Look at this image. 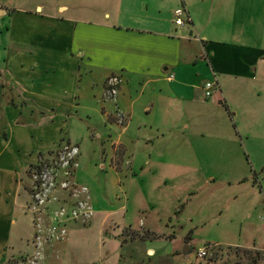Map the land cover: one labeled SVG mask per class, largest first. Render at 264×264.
I'll list each match as a JSON object with an SVG mask.
<instances>
[{"label": "crops", "instance_id": "1", "mask_svg": "<svg viewBox=\"0 0 264 264\" xmlns=\"http://www.w3.org/2000/svg\"><path fill=\"white\" fill-rule=\"evenodd\" d=\"M179 8L192 19L189 38L184 26L175 24ZM0 22L5 25L0 29L5 49L0 73V262L32 255L46 241L44 224L42 239L36 240L39 233L27 210L23 180L31 166L56 155L63 142L81 152L82 131L75 116L82 85L93 96L92 109H84L100 143L97 150L116 175L113 185L119 188L137 169L154 177L161 168L207 167L210 155L225 174L223 180L237 187L233 197L255 206L249 218L259 204V217L263 214L264 200L256 198L257 181L246 156L264 151V0H0ZM210 27L213 33L207 32ZM211 46L212 67L204 53ZM111 75L124 81L117 98L105 100L104 83ZM209 80L219 92L220 109L204 96ZM178 110L183 117L174 120ZM117 114L124 117L122 124ZM156 183L151 188L162 189L166 197L180 188L178 181ZM92 197L90 193V224H71L64 241L43 251L46 260L180 264L178 249L156 243L174 240L175 233L146 241L125 239L123 229L136 230L131 219L117 218L125 207L105 212L103 203L97 205ZM159 203L163 201L150 200L142 212L166 220L168 229L183 231L182 219L173 221L181 200L167 207ZM253 225L255 244L264 230L260 233ZM138 226L137 231L158 229H149L144 219Z\"/></svg>", "mask_w": 264, "mask_h": 264}, {"label": "rangeland", "instance_id": "2", "mask_svg": "<svg viewBox=\"0 0 264 264\" xmlns=\"http://www.w3.org/2000/svg\"><path fill=\"white\" fill-rule=\"evenodd\" d=\"M2 23L3 22H0V29L5 27L4 24L1 25ZM190 27L191 25L189 24L184 26V32L188 38ZM213 29L210 27L207 32L213 33ZM222 31L228 33L230 30L222 29ZM2 34H5V32L2 31ZM1 37L2 35L0 34V39ZM225 41H229V38ZM1 43L0 40V73L3 71L2 69L5 61V49L2 48ZM212 51V46L205 48L204 51V53L209 56L207 64L210 67H212L213 60V56L211 55ZM211 82H213V80L206 81L204 87L207 83ZM83 97H85V99ZM207 100L210 101L215 108H221L218 105L221 100L217 90L213 89L212 96ZM208 101L205 100V103H208ZM92 102V94H87L82 85L81 90L79 91L78 115L75 116V118L79 120L77 130L79 132L82 131L80 139V154H82V157L79 159V168L76 171L75 180H80L81 184L77 181L76 182L88 188L89 192L93 194L94 198L92 197V199H94L97 205L103 203L101 207H105L107 210L105 212H108V210L110 211V209L118 210L124 206L125 211H123L117 218L126 216L131 219L132 225L135 226L136 230L140 229V226L138 225L141 219H144L149 229L158 227L156 232H150L147 229L140 231L142 234L145 233V236L148 238H161L162 233H175L174 240L155 241L156 243L159 242L160 244H166L171 251L178 249L177 263L264 264V253L261 251L264 249V237L258 238L257 242L254 244L253 234L250 232V230H252L251 228L254 226L253 224L257 226L260 233L264 230L263 223L261 224V220H259L261 217H259L261 213L259 207L261 204L257 206L258 209L253 213V217L249 218L248 213L249 211L252 212L255 206L253 203L250 207L244 205V198L242 196L238 198L233 197L231 191L238 189L233 185L230 186L229 183H226V181L223 180L222 177L225 174L219 172V170L214 167L215 158L213 156L209 155L207 157V167L197 165L196 167L198 168L190 170L161 168L154 177H152V174L150 173L139 174V170L137 169L136 174H130L129 178L123 180L119 185V188L116 185H113L115 183L114 178L116 175L114 171L107 166V161H104V159L102 160V154L97 150V146H99L100 143H97V139H94L95 134L92 135L91 124L86 116V112L92 109ZM96 102V108L99 111L100 103L98 99ZM86 105L88 106V110L84 109V106ZM205 113L206 115H211L210 110H205ZM181 116V112L178 110L177 114L172 115V118L178 120ZM186 120L187 119H184L185 122ZM186 123L188 124V122ZM182 125L188 126L184 123H182ZM189 131L190 134L193 135L192 128ZM205 136L208 140L209 134H206ZM93 148L96 149V151ZM246 160H248L251 171L250 175L257 181L256 198L259 199L258 195H260L261 203L263 204L264 190L262 189L261 194L260 186L262 185L264 187V151L256 152L251 158L246 156ZM105 165L107 166L106 169L101 168ZM116 169L119 170L118 168ZM28 173L23 180V188L25 192V201L29 206L32 202V183ZM140 177H145L144 184L140 183ZM164 179H168L169 183L170 181L179 182L180 188L175 191V195L179 193L178 196H175L172 193V196L169 194V197H166L163 195L162 189L156 190L155 192V190H153L154 188H151V183L153 181H156V184H158ZM146 184L149 187H145ZM157 198L158 200L163 201V203H159L158 205L164 207H167L171 201L172 203H175L178 199L181 200L179 206L181 211L179 210L177 214H174L173 221H178L181 218L184 225L183 231L181 229H168L165 224L167 223L166 220L159 222L153 213H149L148 211L147 213L142 212L144 204L148 207L150 200H157ZM95 209H98L97 206ZM42 218V223L45 226L47 218L44 216ZM91 221L92 219L90 222ZM153 223H156L155 226ZM133 230L132 226L123 229L124 235L122 237L131 240L130 233H132ZM62 241H44L40 249L36 250L32 255H26L24 257L27 259V264H58L57 259L46 260L44 250L53 246L55 243ZM136 245L140 246L142 244L136 243ZM186 245L192 248V254L187 257L183 256V248ZM227 245H233L234 247H227ZM236 245L239 247H235ZM240 247H249L252 250L241 249ZM200 248L207 249V259L200 260L196 257ZM257 248L262 249L255 250ZM192 256L195 258L194 260H192Z\"/></svg>", "mask_w": 264, "mask_h": 264}, {"label": "built area", "instance_id": "3", "mask_svg": "<svg viewBox=\"0 0 264 264\" xmlns=\"http://www.w3.org/2000/svg\"><path fill=\"white\" fill-rule=\"evenodd\" d=\"M176 26L191 24L192 19L184 8L175 11ZM170 78H173L171 76ZM120 75L109 76L104 83L103 97L105 100H115L123 84ZM215 82L207 83L204 87L205 98L212 96ZM122 124L124 117L116 116ZM79 147L69 142H63L56 155L49 158H40L37 164L29 169L32 183V202L27 210L34 216L39 235L36 240L42 239V217H46L45 240L62 241L68 236L71 224L86 226L93 218L94 210L91 204L90 192L86 186L75 180L79 168ZM264 224V212L260 217ZM264 253V249L261 250ZM196 257L200 260L208 258L206 248H200Z\"/></svg>", "mask_w": 264, "mask_h": 264}, {"label": "trees", "instance_id": "4", "mask_svg": "<svg viewBox=\"0 0 264 264\" xmlns=\"http://www.w3.org/2000/svg\"><path fill=\"white\" fill-rule=\"evenodd\" d=\"M28 172H29V170H28ZM145 235H146L145 233L142 234V232L137 231V230H133V232L130 233L131 240L139 239V240H142V241H146V240H150L151 239V238L146 237ZM0 264H27V259L26 258H20V259L7 258V259L1 261Z\"/></svg>", "mask_w": 264, "mask_h": 264}, {"label": "water", "instance_id": "5", "mask_svg": "<svg viewBox=\"0 0 264 264\" xmlns=\"http://www.w3.org/2000/svg\"><path fill=\"white\" fill-rule=\"evenodd\" d=\"M190 35H191V33H190ZM183 254H184L185 256H189V255H191V254H192V249H191V247H190V246H185L184 249H183ZM193 258H194V257H193Z\"/></svg>", "mask_w": 264, "mask_h": 264}]
</instances>
